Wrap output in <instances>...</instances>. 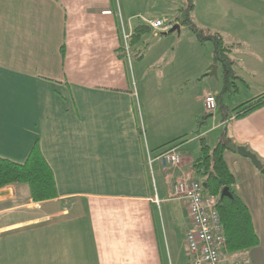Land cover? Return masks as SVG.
<instances>
[{
    "label": "crops",
    "instance_id": "1",
    "mask_svg": "<svg viewBox=\"0 0 264 264\" xmlns=\"http://www.w3.org/2000/svg\"><path fill=\"white\" fill-rule=\"evenodd\" d=\"M147 1L123 7L121 0H0V157L23 163L37 144L57 192L35 203L27 185L0 189V264H190L187 204L169 190L184 177L197 180L199 140L210 146L225 133L264 167V106L242 119L230 114L264 93V0L217 1L235 14L216 33L226 34L220 37L231 50L236 98L219 123L210 114L215 124L204 131V100L213 96L217 109L223 88L217 62L216 84L203 82L212 78L206 73L215 45L191 33L179 40L177 65L161 78L145 76L131 61L132 47L127 58L124 36L147 20L170 23L164 12L185 8L170 1L146 18ZM196 6L191 19L216 29L198 21ZM189 85L207 86L197 97L185 91ZM218 129L219 136L206 138ZM171 149L180 164L165 168L157 157ZM224 160L259 239L258 247L228 259L264 263L254 254L264 238V176L228 151Z\"/></svg>",
    "mask_w": 264,
    "mask_h": 264
},
{
    "label": "trees",
    "instance_id": "2",
    "mask_svg": "<svg viewBox=\"0 0 264 264\" xmlns=\"http://www.w3.org/2000/svg\"><path fill=\"white\" fill-rule=\"evenodd\" d=\"M193 8V0H187V6L180 10V15L175 21L180 26H188L190 32L195 35L200 43H214L215 61L223 69L222 91L235 94L234 81L237 77L232 69L233 64L229 56L230 47L224 45L219 34H211L191 22ZM148 32L150 30L146 25L135 28L128 38V48L137 44ZM263 106L264 93L242 103L231 113L233 119H242ZM182 139L183 137L173 140L161 148H166L182 141ZM199 143L200 156L193 162L192 171L194 176L201 178L199 181L205 187V194L218 198L217 212L225 237L224 252L226 255L246 253L258 247L259 239L254 231L248 208L233 190L235 178L224 160L226 146L231 144V140L224 133L221 140L213 148L204 139H200ZM11 185H27L30 199L35 203L56 198L57 192L53 173L37 144L33 146L23 163H15L0 157V189ZM223 188L228 189L231 197H221Z\"/></svg>",
    "mask_w": 264,
    "mask_h": 264
},
{
    "label": "rangeland",
    "instance_id": "3",
    "mask_svg": "<svg viewBox=\"0 0 264 264\" xmlns=\"http://www.w3.org/2000/svg\"><path fill=\"white\" fill-rule=\"evenodd\" d=\"M170 1H175V4H177L178 2H181V7H186L187 6V0H148L147 1V6H146V11L147 14L144 16L146 18H154V17H158V15L160 14H154L155 11H160L161 8L163 7H167L170 4ZM218 0H212L213 2V6L208 4L206 0H193L194 5L196 4L198 11H200L198 18V21H202L205 24H209L210 26H216V29H212L210 28L208 30L201 27L199 24H197L196 22H194L191 19V22H193L196 26L198 25L199 28L204 29L205 31L211 33V34H219L221 36V32L216 33L217 30L222 29L223 23H234L233 22V17L234 15H231L229 12H222L221 8V4L219 2H217ZM122 6L124 7L127 3V0H121ZM212 7L213 11L206 12L208 7ZM180 7V8H181ZM223 9V8H222ZM167 18V20L172 23L174 22V20L176 19V17L179 16L180 11L178 12H164ZM195 14H193V18L195 19ZM192 18V15H191ZM173 25V24H172ZM176 24H174L173 26H175ZM179 25V24H178ZM211 31H215V32H211ZM227 31V29H226ZM169 32V31H168ZM168 32H162L163 35H154L152 32H148L146 33L141 39L140 41L135 44L132 47V51H131V61L133 63L137 64L136 68L140 69L141 73H144L145 76H163L166 75L167 72L169 71V65L173 68L172 63L174 65H177L176 61L174 60L175 54H176V48L178 46L179 40H183L187 37H190L192 34L190 32V29L188 26H182L181 29H179V32H174V33H168ZM226 34H223V36ZM194 36V35H192ZM160 54H163L160 58V61L158 63H154V60L156 58V56H159ZM217 77V76H216ZM201 79V77H200ZM217 78L212 77V78H203V82L204 84H207L208 82H211L212 85L216 84L215 80ZM207 85H197L195 87H192L191 85H189L185 91L187 93L191 94H195V96L199 97L200 95H202L203 93V89H205ZM222 88V87H221ZM220 88L219 94L216 97V100L218 102V108L214 111V113L216 112V118L218 123L222 120V115L221 113H224V111L226 110V107L229 105V103L232 100H235L234 98H236L235 96L231 95L229 92H223ZM211 94H213V90L210 91ZM239 98H243L242 96H240ZM231 111V110H230ZM213 113V112H212ZM212 113H207L206 115H203L202 118L199 120V122L201 123L202 120L203 122L207 123L204 127H203V123L199 125L198 130L200 131V129L207 130L210 129L214 126L215 121H212V118L210 117V114ZM231 114V112H230ZM222 133L221 129H218V131H215V133L210 130V135L207 136L206 138H208V140L211 141V139H213L215 136H219ZM210 146L214 147L215 145H217V140L215 139L213 142H210ZM196 178L198 180H201V178L199 176H196ZM263 239V244L260 250H257L254 252V254L258 255L260 259L264 258V238ZM240 256V254H238ZM236 256V255H235ZM248 261V262H247ZM252 261V260H251ZM247 264H264L262 263L261 260H259V262L255 263L252 261L249 262V259L247 257L246 260Z\"/></svg>",
    "mask_w": 264,
    "mask_h": 264
},
{
    "label": "built area",
    "instance_id": "4",
    "mask_svg": "<svg viewBox=\"0 0 264 264\" xmlns=\"http://www.w3.org/2000/svg\"><path fill=\"white\" fill-rule=\"evenodd\" d=\"M145 25L154 34L168 32L173 25L164 19L145 21ZM129 36H124V49L129 58ZM207 113L216 110V101L213 96L204 100ZM157 159L165 168L176 167L180 164V157L174 149L167 150ZM170 198L185 201L190 221V228L185 233V248L190 264H246L238 257L228 259L225 254V237L217 212L218 198L205 194V187L199 180L184 177L177 180L169 190Z\"/></svg>",
    "mask_w": 264,
    "mask_h": 264
},
{
    "label": "water",
    "instance_id": "5",
    "mask_svg": "<svg viewBox=\"0 0 264 264\" xmlns=\"http://www.w3.org/2000/svg\"><path fill=\"white\" fill-rule=\"evenodd\" d=\"M179 29H180L179 25H175L170 29V31L168 33H174L176 31L179 32ZM215 62L216 61H214V64L208 68V72L206 73L207 77H215L216 78V72H217L218 66L215 64ZM226 151H228V152H230L236 156H240L242 158L249 160V162L252 164V166L264 176V167H263L262 163L253 153H251L249 150H247V148L245 146H235L234 144L231 143V144L226 146ZM221 197H231L227 188H223L221 190Z\"/></svg>",
    "mask_w": 264,
    "mask_h": 264
}]
</instances>
